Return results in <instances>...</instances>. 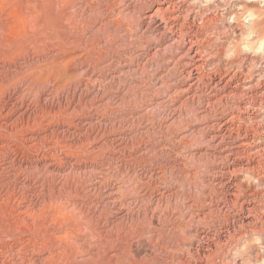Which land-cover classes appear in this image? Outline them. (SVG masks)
<instances>
[{"label":"bare ground","instance_id":"bare-ground-1","mask_svg":"<svg viewBox=\"0 0 264 264\" xmlns=\"http://www.w3.org/2000/svg\"><path fill=\"white\" fill-rule=\"evenodd\" d=\"M187 2L122 0L113 7L109 0H38L29 17L52 16L61 5L66 8L61 19L92 21L87 35L57 34L56 52L36 58L34 66L25 60L13 65L11 56L2 54L0 264H18L16 252H27L21 236L39 230L40 242L39 237L27 239L29 264L69 262L60 242L72 254L93 257L96 245L85 247L77 235L93 225L78 218L85 212L97 226L102 221L88 232L100 244L108 243L102 240L106 227L131 212L141 221L136 234L145 237L152 253H161L157 261L141 260L117 244L101 248L109 264H229L240 249L251 255L256 245L260 252L253 260L249 255L238 260L264 264V129L255 125L264 91L260 83L245 87L252 66L245 72H228L218 63L208 68L213 40L189 23ZM18 12L11 13L15 23L25 17ZM245 12L252 21L244 46L258 39L257 47L263 48L264 19L254 22L262 12ZM106 13L136 18L133 44L123 48V39L112 38L102 23ZM201 22L214 27L212 17ZM68 49L71 58L66 60L60 55ZM41 81L46 82L44 92L37 90ZM141 83L146 87L138 88ZM37 85L31 103L28 89ZM79 111L82 116L70 120ZM41 126L45 131L38 133ZM48 135L55 137L54 146L53 140L52 146L44 145ZM69 174L87 181L78 180L79 187L73 182L78 190L67 194ZM64 175L68 179L62 181ZM238 175L254 179L262 190L243 186ZM2 217L9 221L3 223ZM76 218L84 224H75ZM248 236L256 242L249 243Z\"/></svg>","mask_w":264,"mask_h":264},{"label":"rangeland","instance_id":"rangeland-1","mask_svg":"<svg viewBox=\"0 0 264 264\" xmlns=\"http://www.w3.org/2000/svg\"><path fill=\"white\" fill-rule=\"evenodd\" d=\"M0 1L4 4V5H2V3L0 2L1 3L0 4V60H2V57L7 54L9 57L11 56L10 57L11 60H9V62L11 64L14 63L13 65H21L20 62L22 63L24 60L26 62H28L29 66L36 65L37 64L36 58L38 59L39 57H44L45 54L49 53V51L50 52H54V51L56 52L54 45L57 42V40H55L56 39L55 36L57 34L62 35L64 33L63 35H71V34H75L74 31L75 32L78 31L77 32L78 34L82 33L83 35H87L88 34L87 27L88 28L90 27V24L92 21L91 18L82 20L79 17L76 18L77 20H65V18H64V20L61 19L62 12H63V10L66 9L64 6L61 7V5H60V8L59 7L56 8V9H58V10H56V13H54V15L56 17L54 15H52V16L48 15V17L44 16V18H43V16H41L42 18L40 16L29 17L30 14L32 13V11H34V9H33L34 6H36L38 4V0H6V1L0 0ZM177 1H179V0H175V2H177ZM94 3L96 5V2H94ZM109 3L112 4L113 7L116 6V4H118V6H119L122 4V0H109ZM247 8H250L251 10H255V8H256V10H260L262 12V15L260 17H257L256 21L254 19L255 23L260 22L264 19V0H188L187 9L189 11L188 17L190 18V19H188V21L192 25L194 24L192 27L195 30H199V31L203 32L205 35L209 34L208 36L213 40L212 45L214 48V54L213 55L210 54L208 56V58H209L208 60H210V63H209L210 65L208 68H210L212 65L213 66L211 68H213L215 66V64L217 65V63H218L221 65V68L224 65V67H223L224 70L227 69L228 72H233L236 70V68L238 69L237 71L242 69L245 72L247 66H250V67L252 66L251 67L252 69H249V70H251V74L249 75V73H248L247 75H245V76H247V78H246L247 81H246L245 87H247L250 84L253 85L254 83L255 84L260 83L258 89L264 91V75H263L264 74V47L260 48V49L257 47L258 39H255L254 43L251 46H248V47L244 46L246 41L248 40L247 37L244 35V33L249 30L248 28H249V25L252 21L251 20L252 18L249 16L248 12H245ZM252 8H254V9H252ZM12 12H18L22 15V17H24V16L26 17V18L25 17L21 18V19H23L22 20L23 23H22V21H19V23L20 24L22 23V25H18L19 24L18 21H16L18 24L15 23V20H13L14 19L13 16H11ZM104 16L105 17L102 19L103 20L102 23H104V21H106V23H107V24L104 23L105 24L104 27L106 26V28H109L111 30V32H113L112 38L121 39V40L123 39L122 40V43H123L122 47L123 48L128 47L135 42L134 39L131 38V32H133V29L135 27V24H136L135 19L136 18H133L131 16L130 17L124 16L125 17L124 18L121 15H116V14H111V13H106ZM28 17H29V19H28ZM208 17H212L213 21H214V25H213L214 27L211 29H209L208 27H205L203 22H201L205 18H208ZM30 18H32V20ZM24 19H25V21H24ZM60 19H61V22L63 21L62 23L58 22V20H60ZM30 20H31V22H28ZM75 21H76V23H75ZM24 22H27V23H24ZM53 22H54V24H53ZM55 23H57V24H55ZM59 23H61V25H63V26H61ZM86 23H88L89 26ZM117 23H118V25H117ZM16 25H18V26H16ZM28 25L31 27H29ZM22 26L23 27L25 26V27L23 28ZM196 28H198V29H196ZM19 29H21L22 31L21 30L19 31ZM194 29H192V30H194ZM210 34H213L212 37L210 36ZM129 41H131V43ZM91 42H93L92 37H91ZM127 42H129V44ZM113 46L115 47L114 42H113ZM216 48L221 49V52L220 53L216 52L217 51ZM69 52H70L69 49L66 51H61L60 56L64 55L67 58L66 60H68L71 58L70 55H67V54H69ZM2 54H3V56H2ZM39 59H41V58H39ZM39 59H38V61H39ZM233 59L235 60V64H229L228 62L230 60H233ZM57 60L61 61V57L58 58ZM251 61L252 62L255 61V63L253 62V64H251L252 63ZM72 62L73 61H71V60L69 61V64H70L69 66L72 65ZM249 62L251 65L248 64ZM256 78H257V80H256ZM42 83L46 84V82L41 81V83L38 84V85H40L39 87L37 85L35 87L34 86L31 87L32 89L31 88L28 89V91H29L28 92L29 93V96H28L29 99L28 100L31 103L35 102L34 100L36 98L34 96L38 94L37 92H35L33 90H35L37 87H38L37 90L39 92H42V91L44 92L46 90L45 85ZM42 85H43V87H42ZM145 87H146V84L144 85V83H141L138 88L143 89ZM138 88H136V90H135V88L133 89L134 93L138 92ZM30 90H32L33 92ZM34 93H35V95H34ZM147 98L148 97L144 98L143 101H145ZM63 102L66 104L65 100H62L61 104L65 105ZM260 111H261V113L259 111L258 112L255 111L256 116H258V117H256L255 125L258 128L264 129V107ZM80 116H82V112L80 114V111H79L78 113H76L72 116L70 115L69 118H70V120H73L74 122H76L77 119L80 118ZM67 120H69V119H67ZM257 120H258V122H257ZM42 131L43 132L45 131L44 126H41L40 130H38L37 132L42 133ZM52 140L54 141V143ZM55 140L56 139L53 135H48L47 139H45L44 145L49 146L53 143L52 145L54 146ZM50 141H52V142L50 143ZM84 147L86 148L87 146H84ZM62 152L67 153V152H71V151L66 150V149H62L60 153H62ZM104 152L106 153L105 155H108L109 151L106 150ZM101 159H102L101 157H100V159H96V162L100 161ZM70 176L71 175L69 174L68 177L70 179H69V182L67 185L68 188L66 187V185L63 186V187H66L65 191L68 192L67 194L73 193L74 192L73 190H75V189L78 190L79 184L77 181L78 180L81 181V178H82L81 182L87 181V179H86L87 177H84V176L83 177L79 176V175H77V176L72 175L71 177ZM66 177L67 176L64 175V177H62L61 180L62 181L65 180ZM68 177L66 179H68ZM238 178L242 181L243 186L248 187L252 190L259 191V189L262 190V185L264 186V182L262 185H258L254 179L243 177V175H238ZM70 180H75V181H72V183L76 182L78 184V187L76 188L75 186H77V185H74L76 183L72 184ZM65 182L66 181H64V183ZM63 187H62V189H63L62 194L66 196V192L64 191ZM262 205H263L262 211L264 212V201H263ZM86 213L87 212L84 213L85 216L78 214L79 215L78 218H80V219L83 218V219H81V221L85 222V224L83 222L81 223L80 219H78V218H76L77 221L75 222V224L77 222H79L80 225L84 224V225L88 226V223L89 224L92 223L93 225L90 224L89 227L92 226L91 228H93V227L94 228L93 229L85 228V230H83V232L81 230L78 232V234L77 233L76 234L79 236L81 241L84 240L86 242V243L84 242L85 247H86V245L88 247L89 244L91 245V247L96 245L93 247V250H95V252H96L95 253L96 256L94 254L92 257V256H90L84 252H80L78 254H75V253L72 254L73 251L70 250L69 245H67L65 242L59 243L57 241L60 244L59 246L61 249L62 248L63 249L66 248L65 250L68 249L67 253H69L68 256H70V257H68V259L70 261L69 262L67 261L66 264H104V263L109 264V260H107L106 257L103 258L102 254L104 253L105 249H107L109 247L111 249H114V248H117L118 245L119 246L120 245L128 246L130 248V250L135 254V256L138 259L140 258L142 260L143 258L147 259V258H151V257H156V261L160 259L161 253H160V255H159V252L152 253L153 251H152V249H150L151 246L147 243V241L145 240V237L142 235L136 234L139 231L138 227L141 226L140 225L141 221H140V219L136 220L134 217L135 215L132 216L131 212H129V214L127 216H124L125 218L122 217L123 219H120L118 221L116 220L114 222V224L108 225L106 227L105 230L107 231V233L104 232L105 234H103V235H106V234H108V235H106V238H105V236H103L102 240L107 239L108 243L107 244L101 243L102 245L100 244V242H97L99 240H97V239H95V237H93V235L95 234V233H93L94 229L97 226L96 221L93 223L95 218L91 219L92 222L87 220L90 217H88L89 214L87 213L88 214L87 215ZM1 221H4L3 223H6L9 220L8 219L5 220L2 217ZM99 223H100V220L98 221V226H97L98 228L102 226V224H101L102 221L100 224ZM75 224L73 223V226H75ZM79 224H77V225H79ZM138 224H139V226H138ZM83 227H85V226H83ZM113 227H114V229H113ZM31 228H32V226H31ZM34 228L35 227H33L32 229H34ZM89 230L93 231V232L90 231V233L93 235L88 233ZM40 232H41V230H39L38 234ZM80 232H81V235H80ZM29 233H30L29 231H28V233H24V234L22 233L23 236H21V237H24V239H26V241H27V247H26L27 252L25 254V256H27V257H25L23 252H21L22 250L17 251L15 256H16V262H18V264H20V263L22 264L21 261H23V260H24L23 264H29L31 262L30 261V259H31L30 254H31L32 248L31 247L28 248V240H27L28 237H36V239L39 237L38 238L39 240L37 239L38 242H40L42 239V236H41L42 232L39 235L37 233L34 235L31 233L29 234ZM22 234H20V235H22ZM118 236H119V238H117ZM124 236H126V237H124ZM112 238H114L115 240H112ZM91 239H92V241H91ZM110 239H111V241H110ZM247 240H249V243H254V242H256L257 239H254V238L252 239L251 236H248ZM94 241L96 243H94ZM260 241L264 242V233H261ZM109 242L112 244H110ZM97 243H98V245L99 244L100 245L98 246ZM92 244H93V246H92ZM108 244H110L111 246H109ZM100 246H102V247H100ZM113 246H115V247H113ZM95 247H98V249L99 248L100 249L97 251V249H95ZM101 248L104 250H102ZM240 250H239V253H237V256H235V261L233 259L231 260L228 258L229 264H240V260L244 259L246 255L250 254V253H247L244 249H242L241 251ZM243 250H244V252H243ZM79 251H81V250H79ZM252 251H253V253H251V255H249L251 260H253L254 253L260 252L259 246L256 245ZM100 252H102V254H100ZM84 254H86V255H84ZM22 257H25V258H22ZM240 257H241V259H240ZM18 258H20V259H18ZM93 258H95V259L97 258V259L95 260ZM74 259H76V260L74 261ZM83 259H84V261H83ZM238 259H240V260H238ZM27 260H29V261H27ZM99 260H101V261H99ZM102 261L104 263H102ZM58 264H65V261H62V263L59 262ZM243 264H248V262L244 261ZM253 264H260V263L256 262Z\"/></svg>","mask_w":264,"mask_h":264}]
</instances>
